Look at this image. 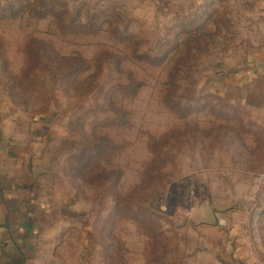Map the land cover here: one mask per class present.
<instances>
[{
  "label": "rangeland",
  "instance_id": "1",
  "mask_svg": "<svg viewBox=\"0 0 264 264\" xmlns=\"http://www.w3.org/2000/svg\"><path fill=\"white\" fill-rule=\"evenodd\" d=\"M0 52L1 129L45 143L35 264L264 262V0H0ZM162 195L153 226L103 230Z\"/></svg>",
  "mask_w": 264,
  "mask_h": 264
},
{
  "label": "crops",
  "instance_id": "2",
  "mask_svg": "<svg viewBox=\"0 0 264 264\" xmlns=\"http://www.w3.org/2000/svg\"><path fill=\"white\" fill-rule=\"evenodd\" d=\"M0 119H3L0 116ZM0 124V264H11V257L20 253L33 255L37 251V237L49 220L51 209L47 208L41 198L38 182L32 179L33 159L42 148V142L33 133L5 135ZM45 144L44 142H42ZM27 221V231L21 224ZM39 224H43L38 228ZM48 224V223H47ZM15 236L20 248L5 246V242ZM21 230V231H19ZM62 230V229H61ZM58 233L61 236L66 228ZM31 240V245L25 241ZM34 244V245H33ZM25 264H35L32 258ZM51 264V263H49ZM247 264V262H239ZM253 264H264L256 262Z\"/></svg>",
  "mask_w": 264,
  "mask_h": 264
},
{
  "label": "trees",
  "instance_id": "3",
  "mask_svg": "<svg viewBox=\"0 0 264 264\" xmlns=\"http://www.w3.org/2000/svg\"><path fill=\"white\" fill-rule=\"evenodd\" d=\"M21 10L23 11L24 10V7L21 8ZM16 16V15H15ZM45 17V16H44ZM60 28V27H59ZM91 28V27H90ZM62 32H64L63 34H78L81 30H84V31H87L88 29L86 28V26L84 25H81V24H77V25H70L68 28H65V29H62ZM60 30V31H61ZM98 31V28L97 29H94L93 27L88 31L86 32V34H89V35H96ZM122 40L124 41L125 39L122 38ZM0 57H2V53L0 52ZM139 61H143V62H148L152 65H160L162 63L161 60H151L150 58L146 57V56H138L137 57ZM58 59H61L60 61L62 62H65L67 61L68 63L70 61H73L75 64L79 58L77 57H67V58H58ZM82 68L77 66L75 67L76 69L74 70H71L73 71L71 75H76L77 73L81 72V70H86L89 68L88 65H85V64H82ZM74 73V74H73ZM145 86V84L139 80H137L136 78L134 77H131L130 78V82L126 85H122V86H119V91L116 92V94L118 95H124V96H127V97H130L132 99H134L135 97L138 96V94L140 93V91L142 90V88ZM119 92V93H118ZM196 112H198L199 110H195ZM187 114V113H186ZM189 114V112H188ZM124 123L126 124V121H124ZM120 124V123H111L109 121H103V126L104 127H109V128H115V127H119V126H125V124ZM37 136H38V133H36ZM38 144H41L39 148H43L44 144L42 142L38 143ZM96 146L93 147V149H95ZM98 148V146H97ZM110 149V147L107 146H104L102 148H99L100 152H105V151H108ZM155 157H157L156 159H158V156H156L155 154ZM92 158V157H91ZM155 164L152 163V164H149L148 166V170H146L145 174H144V179H145V182H143V185L135 188L132 192L133 194L135 193H138V189H140V187H143V188H146L147 187V184L146 182H151L153 181L154 179V172L155 170H153L155 168L154 166ZM152 194V193H151ZM150 194V195H151ZM153 196V195H151ZM116 197L120 200L121 198V194H116ZM143 198H139L137 203H136V207L135 208H131L130 206L126 205L125 203L121 204L120 202L118 203V205H116L114 207V213L113 214H110L106 219L103 220V230H105L109 235H112L114 234L113 233V230H114V227L117 223V219H119L120 217L122 216H126V215H129L131 216L132 220L137 222V224H139L141 227H144V226H147V227H151L153 226L152 223V219H153V215L156 214L157 212L158 213H161L160 210V203L161 202H165L167 203L168 201V198L165 197V196H160V197H156L155 200L153 199L151 201V199L148 201L150 205H146L145 203H143ZM156 206L154 208H150V206H153L155 205ZM146 214H149V216H147ZM130 218V219H131ZM114 219H116L114 221ZM147 224V225H146ZM21 227H22V230L27 231L26 228L28 227V223L27 221H24L23 224H21ZM146 228V227H144ZM10 231V230H9ZM21 231V230H19ZM11 232V231H10ZM112 241H117L118 243V239H114V240H111ZM110 242V241H109ZM25 243L27 245H31V240L29 239L28 241H25ZM113 244V245H111ZM106 243L104 244V247L106 248H110L112 246H115V243ZM20 244H18V242L16 241V238L15 236L12 234L11 232V237L8 241L5 242V246H15V247H19L20 248ZM33 255H30V254H26V253H20L19 256H13L11 257V264H25L27 261H29L31 258H32ZM156 262V261H155Z\"/></svg>",
  "mask_w": 264,
  "mask_h": 264
}]
</instances>
